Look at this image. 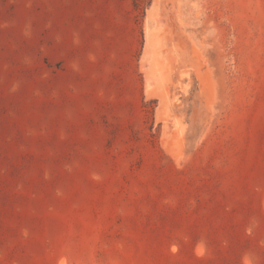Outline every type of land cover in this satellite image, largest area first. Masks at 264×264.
Instances as JSON below:
<instances>
[{"label":"rangeland","instance_id":"1","mask_svg":"<svg viewBox=\"0 0 264 264\" xmlns=\"http://www.w3.org/2000/svg\"><path fill=\"white\" fill-rule=\"evenodd\" d=\"M0 264H264V0H0Z\"/></svg>","mask_w":264,"mask_h":264},{"label":"bare ground","instance_id":"2","mask_svg":"<svg viewBox=\"0 0 264 264\" xmlns=\"http://www.w3.org/2000/svg\"><path fill=\"white\" fill-rule=\"evenodd\" d=\"M145 46H146V52L149 54V57L151 59V63H153L155 70H159L156 65H157V57L156 53H158L159 46L157 42L153 39L152 35L150 32L146 31L145 34ZM163 45V44H162ZM163 48V47H162ZM161 48V49H162ZM160 55V54H159ZM149 60V59H148ZM159 60V59H158ZM164 73V72H163ZM161 76V75H160ZM163 77V75H162ZM162 79V78H161ZM167 79V78H166ZM150 80V79H148ZM154 81V80H153ZM151 86V85H150ZM151 91V90H150ZM154 91V90H153ZM152 91V92H153ZM168 100V99H167ZM164 117V116H162ZM162 120V119H161Z\"/></svg>","mask_w":264,"mask_h":264}]
</instances>
